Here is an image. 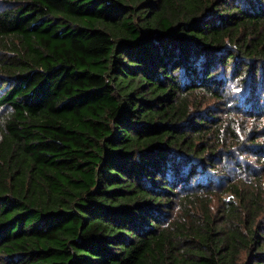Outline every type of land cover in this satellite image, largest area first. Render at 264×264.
<instances>
[{
    "label": "trees",
    "instance_id": "obj_1",
    "mask_svg": "<svg viewBox=\"0 0 264 264\" xmlns=\"http://www.w3.org/2000/svg\"><path fill=\"white\" fill-rule=\"evenodd\" d=\"M211 100L264 117V0H0V264H264V147L212 216Z\"/></svg>",
    "mask_w": 264,
    "mask_h": 264
},
{
    "label": "rangeland",
    "instance_id": "obj_2",
    "mask_svg": "<svg viewBox=\"0 0 264 264\" xmlns=\"http://www.w3.org/2000/svg\"><path fill=\"white\" fill-rule=\"evenodd\" d=\"M228 105L230 106V112L225 111ZM200 106L201 108L205 106L211 107L218 114L216 121L220 126L219 131L214 136H211L216 148L213 152H207V156H210L209 163L211 165L213 164L214 167V172H211L207 177L214 182V185L207 187L211 189L209 194V208L212 216L218 217L222 210L229 206V202L235 200L230 195V192L227 191L226 182L228 181L232 185H235L237 181L242 182L243 185L250 182V174L238 167V164L246 163L255 167L256 170L263 172L261 167H256V164H258L256 156L254 153L248 151L247 148L253 147L251 142L252 138H257L255 143L264 147V117L260 116L259 118L257 114L251 115L248 111L244 113L236 110L233 107L234 105H230V101L225 105L221 100H211ZM230 129H234L235 134L239 135V141L232 138L230 133L227 132ZM192 188L194 187L192 186ZM193 191L192 189L183 193L185 195ZM203 197L208 199L207 196ZM194 201L193 203L187 204L188 212L200 213L203 207L202 202L196 199Z\"/></svg>",
    "mask_w": 264,
    "mask_h": 264
}]
</instances>
